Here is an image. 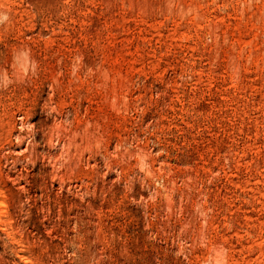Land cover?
<instances>
[{
	"label": "rangeland",
	"instance_id": "1",
	"mask_svg": "<svg viewBox=\"0 0 264 264\" xmlns=\"http://www.w3.org/2000/svg\"><path fill=\"white\" fill-rule=\"evenodd\" d=\"M0 264H264V0H0Z\"/></svg>",
	"mask_w": 264,
	"mask_h": 264
}]
</instances>
